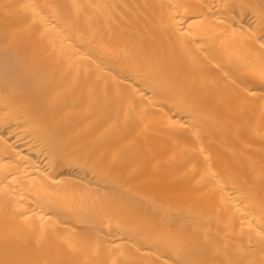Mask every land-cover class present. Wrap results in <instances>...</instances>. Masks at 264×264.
Masks as SVG:
<instances>
[{"label": "bare ground", "instance_id": "obj_1", "mask_svg": "<svg viewBox=\"0 0 264 264\" xmlns=\"http://www.w3.org/2000/svg\"><path fill=\"white\" fill-rule=\"evenodd\" d=\"M262 44L264 0H0V264H264Z\"/></svg>", "mask_w": 264, "mask_h": 264}, {"label": "snow or ice", "instance_id": "obj_2", "mask_svg": "<svg viewBox=\"0 0 264 264\" xmlns=\"http://www.w3.org/2000/svg\"><path fill=\"white\" fill-rule=\"evenodd\" d=\"M7 7V6H6ZM261 47H264V44L261 45ZM260 79H261V83L264 84V73H261V76H260ZM256 93L255 92H251L250 95H255Z\"/></svg>", "mask_w": 264, "mask_h": 264}]
</instances>
